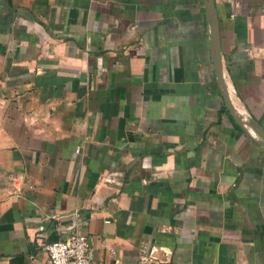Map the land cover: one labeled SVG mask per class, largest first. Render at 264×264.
Returning a JSON list of instances; mask_svg holds the SVG:
<instances>
[{"label": "crops", "instance_id": "0c3cea01", "mask_svg": "<svg viewBox=\"0 0 264 264\" xmlns=\"http://www.w3.org/2000/svg\"><path fill=\"white\" fill-rule=\"evenodd\" d=\"M212 2L264 134V0ZM214 51L204 0H0V264L71 232L105 264H264V137Z\"/></svg>", "mask_w": 264, "mask_h": 264}, {"label": "built area", "instance_id": "2783aa9c", "mask_svg": "<svg viewBox=\"0 0 264 264\" xmlns=\"http://www.w3.org/2000/svg\"><path fill=\"white\" fill-rule=\"evenodd\" d=\"M43 264H105L95 260L85 236L71 232L64 239L43 245ZM139 264H146L143 260Z\"/></svg>", "mask_w": 264, "mask_h": 264}, {"label": "water", "instance_id": "95a60500", "mask_svg": "<svg viewBox=\"0 0 264 264\" xmlns=\"http://www.w3.org/2000/svg\"><path fill=\"white\" fill-rule=\"evenodd\" d=\"M204 2H205V9H206L208 19H209V33H210L211 43L213 44L214 50H215L214 51V54H215L214 66H215L216 80H217V84L221 90V95H222V98H223L224 103H225V108L228 111L231 118L237 124H239L244 130L246 127H249L251 130H253L257 134L264 137V134L261 131H259L257 128H255L254 126L247 124V123L243 122L242 120H240L233 113V111L231 110V108L229 106L227 94H226L225 88L221 82V66H220V60H219V47H218V42H217L216 21H215V11L213 8V2H212V0H204Z\"/></svg>", "mask_w": 264, "mask_h": 264}, {"label": "rangeland", "instance_id": "374dc122", "mask_svg": "<svg viewBox=\"0 0 264 264\" xmlns=\"http://www.w3.org/2000/svg\"><path fill=\"white\" fill-rule=\"evenodd\" d=\"M10 174H2L0 172V197L3 194L8 193L9 185H10Z\"/></svg>", "mask_w": 264, "mask_h": 264}]
</instances>
